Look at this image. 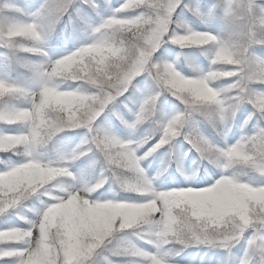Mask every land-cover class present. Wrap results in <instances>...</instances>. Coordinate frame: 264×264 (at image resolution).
I'll use <instances>...</instances> for the list:
<instances>
[{
    "label": "snow or ice",
    "instance_id": "snow-or-ice-1",
    "mask_svg": "<svg viewBox=\"0 0 264 264\" xmlns=\"http://www.w3.org/2000/svg\"><path fill=\"white\" fill-rule=\"evenodd\" d=\"M103 6L110 14L95 25L90 24L86 9L99 14L96 0H43L31 13L32 19L0 16V46L30 55L45 54L39 46L45 32H53L65 15L69 22L80 21L98 34L45 64L23 63L42 77L36 90L0 74V125L24 126L22 130L0 127V153L25 157L19 163L0 160L5 164L0 170V217L9 218L11 210L33 196L48 197L32 217L12 212L25 222L24 227H0V264H97L98 256L103 264H178L174 256L191 245L219 247L232 264H264V183L241 182L226 171L247 166L264 176V55L253 51L254 46H264V0H215L203 6L195 0H121L114 9L104 0ZM218 7L223 32H237L244 22H252V41L245 49L226 46L221 34L207 27ZM13 8L26 14L22 6L7 0L0 3V10ZM185 12L204 27L182 20ZM169 43L195 50L178 54L185 57L188 74L161 59L172 55L173 49L162 47ZM197 54L208 61L207 69L194 67ZM218 66L226 70L211 71ZM140 75L143 85L136 88L132 81ZM64 81L74 87L62 89ZM219 81L225 83L217 86ZM130 86L134 92L125 97L128 103H121L132 118L125 119L116 110L114 115L126 128H143L141 135L125 140L98 130L96 119ZM226 95L230 104L225 103ZM167 96L183 106L169 116L163 114ZM242 103L251 105L245 123H256L252 133L231 145H213L189 126L196 116L213 124L223 122ZM209 108L215 109L214 114L209 115ZM75 128L86 132L70 157L49 162L36 157L39 146ZM178 136L203 160L224 171L214 180L200 173L187 184L170 173L165 181L178 186L155 190L156 177L147 176L139 162L162 147L170 151ZM153 138L155 142L149 144ZM92 151L105 164L100 178L80 186L59 185L57 177L73 175L62 161ZM109 180L118 190L141 198L118 199L112 184L107 190L103 187ZM52 184L60 189L56 194L49 191ZM105 191H111L112 197L101 199ZM144 225L151 227L145 231ZM129 232L136 240L116 244L108 249V256L103 255L114 238Z\"/></svg>",
    "mask_w": 264,
    "mask_h": 264
},
{
    "label": "rangeland",
    "instance_id": "rangeland-1",
    "mask_svg": "<svg viewBox=\"0 0 264 264\" xmlns=\"http://www.w3.org/2000/svg\"><path fill=\"white\" fill-rule=\"evenodd\" d=\"M4 2H6V0H0V3ZM7 2L24 7L26 10V14L22 15L21 13L17 12L15 8H13L0 10V16H3L7 20H23L32 19L31 13L43 3V0H39L37 6L33 5L27 0H7ZM120 2L121 0H109V4L113 9L116 8ZM195 2L203 6L211 5L215 2V0H195ZM96 3L101 5L99 14L90 9H86L89 22L92 25L97 24L98 22H100L102 17H107L110 14V9L103 6L104 0H96ZM181 19L191 23L194 27H204V25L200 24L199 21L192 18L190 13L185 12L181 16ZM42 22L46 23L47 18H42ZM207 27L215 33L222 34L223 15L221 8L218 7L214 10V15L210 19V22L207 24ZM55 31H57L59 34H67L71 37L62 38L61 42H57L56 44L55 42L52 43L50 40V35L52 34V32L48 33L46 31L44 42L43 44L39 45L44 50L45 54H41L44 59H42V61L37 65L45 64L49 60H54L56 58H59L60 56L66 55L76 47L84 43L91 42L96 37V35H98H94L90 32V30H86L80 21L74 19L72 22H69L67 15H65L55 26L54 32ZM162 47H168L169 49H173L174 51L172 52V55L162 57L161 59L167 60L169 62H174L179 71L188 74L190 69L185 63V57L178 56V54H180L181 52L185 54L194 53L195 50H181L171 43L162 45ZM253 51L264 55V46H254ZM23 60H26V53L13 51L12 49L0 46V72L2 70V67H5V64L10 67L12 63L23 64ZM192 63L195 68H199L200 70H205L208 68V61L203 56H200L198 54L196 55V59L192 61ZM34 72L35 76L33 80H24L22 76L19 81H17L16 78L12 76L11 72L7 70V67L2 74L8 76L11 79H14L16 82H21L23 86L29 89L36 90L42 83V77L36 71ZM143 81V75L137 76L132 81V85L136 88H139L143 85ZM64 83L65 81L60 85L62 89L74 87L71 82H67L66 84ZM224 83L225 81H219L217 82V86L223 85ZM133 86H130L128 91L125 92L123 96L118 97L116 101H113L112 104L107 106L104 112L101 113V115L96 119L95 126L98 130L117 135L121 139L125 140L135 139L136 137L141 135L143 128H138L135 130L129 129L126 128L125 125L121 123V121L118 123L119 125L123 126L124 130L122 132H119L118 130H116L117 122H114L117 118L114 115V119L111 115L114 114V110H116L119 111L125 119L130 120L132 118L130 113H128V111L124 109L121 101H124V103H128V101L125 100V97L134 92ZM136 96L137 98H139L140 93H136ZM160 99L163 101L164 96H162ZM167 101L168 102H165L163 104V114L165 116H169L177 108L183 107L179 103V101H176L175 98L171 96H167ZM129 107L132 108L134 107V105L129 104ZM249 111H251V105L242 103L239 105L238 110L234 113V115L228 114L225 121L223 122L215 121L213 124L208 122L207 120H204L202 117L196 116L193 118L189 126L194 127L197 132L204 135L213 145L224 147L225 145H231L235 143L243 135L253 132L256 121L250 120L245 123V117L247 116ZM23 127V125H17L16 130H22ZM143 127H147V124H145ZM7 130L9 129L7 128ZM85 132L86 130L84 128H75L58 133L46 144L38 147L35 153L36 157L42 162L56 161L60 160L62 157H70L73 153V150L76 149V146L84 137ZM154 142L155 138H153L152 141H149V144ZM147 147L148 145H145L144 147L140 148L138 152L142 154ZM14 156L16 158H10L9 162L19 163L25 159L23 155ZM0 160H3L1 156ZM84 162L85 164H87V167H78L79 164ZM62 163L63 166L68 167L73 173L72 176H61L56 178L58 184L65 187H67L68 185L80 186L83 183H94L97 179L100 178L102 170L105 168L103 158L100 157L99 154L95 151L89 152L87 155L81 156L78 159H65L62 161ZM139 163L140 166L144 169V172L147 176L156 177L153 180V187L158 191L168 190L172 187L178 186L175 182L169 183L165 181L164 178L170 173H175V175L178 176L181 181H184V183L187 184L194 180L200 173H204L211 180H214L219 177L222 171H224L216 164H210L206 160H203L198 152L184 140L183 136L176 137L175 145L170 151L167 149V146L162 147L154 152L151 156L147 157L144 160H141ZM172 163L176 164L177 171L175 170V165H172ZM1 165L2 164L0 163V170H3L5 164L2 166ZM226 171L228 174H234L236 178L241 182H248L252 184L264 183V176H261L254 170L249 169L247 166H233ZM158 172H160L161 174L157 175ZM181 172H183L184 175H181ZM125 174L130 176L132 175V173ZM185 176L188 177L187 180H185ZM110 184H112L111 180L104 184V189H109ZM179 186H184V184H180ZM112 187L116 189V197L118 199L139 200L141 198L136 194L118 190V187L114 184H112ZM59 190L60 189L56 184H52L51 187H49V191L53 194H56L57 192H59ZM112 194L113 193L111 191H105V196L101 197V199L111 198ZM47 199V196L39 195L38 198L36 196H33L25 200L22 206H19L15 210L10 211L11 214L9 215L7 223H2L6 221L5 217H0V227H4L7 224H15L17 226L24 227L25 222L19 219L17 215L12 214V212L19 213L20 215L25 217H32L34 210L41 207V201H46ZM142 227L145 231H147L151 226L144 225ZM127 240H136V237L130 232L124 236H117L113 239L112 243L107 246L103 255L108 256V249H111L116 244L126 242ZM191 246L187 247L195 248L197 251L191 250L188 251V253H184V250H182L178 255L174 256V260L178 262V264H218V262H222V264H232L231 257L227 256L224 250L220 249L219 247H208L205 245ZM169 247L173 252L175 251V248H172L171 246ZM183 249H185V247ZM109 258L117 259V257L114 256H110ZM96 262L97 264H103V261L99 256L96 257Z\"/></svg>",
    "mask_w": 264,
    "mask_h": 264
},
{
    "label": "trees",
    "instance_id": "trees-1",
    "mask_svg": "<svg viewBox=\"0 0 264 264\" xmlns=\"http://www.w3.org/2000/svg\"><path fill=\"white\" fill-rule=\"evenodd\" d=\"M62 38H64V37L61 36L58 32L53 31L52 34L50 35V40L52 43L55 42L57 44V42H61ZM42 59H44V57L42 55H30V54L26 53V60H23L22 63H30V64H36L37 65L38 63H40L42 61ZM6 67H7V70H9L11 72L12 76H14L17 81H19L22 76H23L24 80H29V79L33 80L34 79V76H35L34 70L32 68L23 67V64L12 63L10 67L5 64V67H2V70L0 72L1 74L4 72ZM67 82H70V81H65L64 84H66ZM17 83L22 85L21 82H17ZM17 102L21 103V104H26L25 100H19ZM2 126L3 125H0V127H2ZM16 126H10V127L5 126V127H7L9 130H14V129H17ZM117 128L120 131L124 130L123 126H121V125H117ZM0 156L3 158V161H7V162H9L10 158H16L11 153H8V154L0 153ZM1 164L4 165V163H1ZM116 195H117V193H116ZM10 214H11V212H10ZM7 222H8V218L6 219L5 222H2V223H7ZM191 247H195V246H191ZM189 249H195V248H190V247L186 248L185 247V249H183L184 250L183 252L186 253V252H188Z\"/></svg>",
    "mask_w": 264,
    "mask_h": 264
},
{
    "label": "clouds",
    "instance_id": "clouds-1",
    "mask_svg": "<svg viewBox=\"0 0 264 264\" xmlns=\"http://www.w3.org/2000/svg\"><path fill=\"white\" fill-rule=\"evenodd\" d=\"M252 22L251 21H246L244 24L241 26V28L237 32H232V31H224L222 32L221 36L223 40L225 41L226 46H236L239 49L243 50L245 49L252 41L251 37V32H252V27H251ZM226 69L222 66H218L216 68L211 69V71L221 73L225 71ZM225 103L230 104L231 100L229 97L226 95L224 97ZM209 115L214 114L215 109L214 108H209L207 109Z\"/></svg>",
    "mask_w": 264,
    "mask_h": 264
}]
</instances>
